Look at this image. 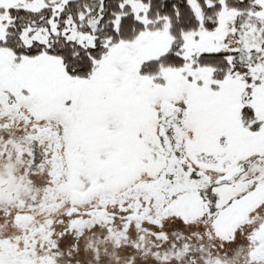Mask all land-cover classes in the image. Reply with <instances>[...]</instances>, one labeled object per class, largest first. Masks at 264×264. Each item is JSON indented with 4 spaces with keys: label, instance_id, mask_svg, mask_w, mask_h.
Wrapping results in <instances>:
<instances>
[{
    "label": "snow or ice",
    "instance_id": "obj_1",
    "mask_svg": "<svg viewBox=\"0 0 264 264\" xmlns=\"http://www.w3.org/2000/svg\"><path fill=\"white\" fill-rule=\"evenodd\" d=\"M0 264H264V0H0Z\"/></svg>",
    "mask_w": 264,
    "mask_h": 264
}]
</instances>
